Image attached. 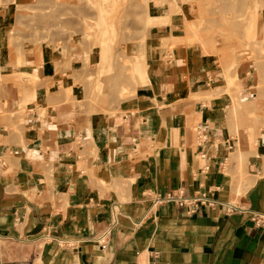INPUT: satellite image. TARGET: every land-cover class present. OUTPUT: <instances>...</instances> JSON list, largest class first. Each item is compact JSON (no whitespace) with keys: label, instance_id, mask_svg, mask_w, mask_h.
Returning <instances> with one entry per match:
<instances>
[{"label":"crops","instance_id":"1","mask_svg":"<svg viewBox=\"0 0 264 264\" xmlns=\"http://www.w3.org/2000/svg\"><path fill=\"white\" fill-rule=\"evenodd\" d=\"M157 31L140 26L125 44L144 83L115 77L107 100H85L72 84L80 58L58 71L48 56L49 76L82 93L69 103L57 88L39 95L44 111L0 119V264H264L252 219L264 215V176L257 167L239 193V128L216 58L168 50Z\"/></svg>","mask_w":264,"mask_h":264},{"label":"rangeland","instance_id":"2","mask_svg":"<svg viewBox=\"0 0 264 264\" xmlns=\"http://www.w3.org/2000/svg\"><path fill=\"white\" fill-rule=\"evenodd\" d=\"M258 1L0 0V35L5 50L0 59V119L14 125L11 120L20 121L25 108L39 105L44 111L40 96L57 88L69 103L82 93L65 88V76H49L48 56L58 71L80 58L83 73L78 78L73 75L72 84H83L85 100L99 98L102 102L112 96L115 77L144 83L147 74L141 60L127 57L125 44L140 26L142 37L150 36L156 28L162 47L185 46L216 58L232 104L229 117L234 119L233 129L239 128L240 193L248 175L257 177V167L264 176V146L257 143L264 129V0ZM151 15L154 17L149 19ZM99 50V57L108 62L105 73L100 69V77L92 66Z\"/></svg>","mask_w":264,"mask_h":264},{"label":"built area","instance_id":"3","mask_svg":"<svg viewBox=\"0 0 264 264\" xmlns=\"http://www.w3.org/2000/svg\"><path fill=\"white\" fill-rule=\"evenodd\" d=\"M165 199L169 200V199H173L177 202V204L179 205H186L187 203V198L183 197V196H172V195H167L165 197ZM196 200V199H195ZM199 200V199H198ZM200 201V200H199ZM253 221L255 224L257 225H264V215H253L252 217ZM110 233V227H107L106 229H104L97 237L96 240L99 242V244L103 245L106 243L107 237Z\"/></svg>","mask_w":264,"mask_h":264},{"label":"bare ground","instance_id":"4","mask_svg":"<svg viewBox=\"0 0 264 264\" xmlns=\"http://www.w3.org/2000/svg\"><path fill=\"white\" fill-rule=\"evenodd\" d=\"M100 1H101V0H100ZM107 1H108V0H107ZM213 1H214V0H213ZM248 1H249V2H252V0H251V1L248 0ZM253 1H255V0H253ZM256 1H258V0H256ZM260 1H261V0H260ZM76 2H77V1H76ZM91 2H92V1H91ZM105 2H106V1H105ZM258 2H259V1H258ZM258 2H256V3H258ZM249 4H250V3H249ZM104 5H105V3H104ZM200 5H201V4H200ZM258 5H259V4H258ZM248 7H249V5H248ZM248 7H247V9H249ZM103 9H104V8H103ZM103 9H102V11H103ZM178 10H179V9H178ZM204 11H206V9H205ZM247 11H248V10H247ZM200 12H201V11H200ZM202 12H203V11H202ZM245 12H246V11H245ZM201 14H202V13H201ZM204 14H205V13H204ZM204 14H203V15H204ZM115 15H116V14H115ZM248 15H249V13H248ZM157 16H158V15H157ZM213 16H214V15H213ZM256 16H257V15H256ZM42 17H44V15H42ZM153 17H154V16H152V15H151V16H148L149 19H151V18H153ZM205 17H206V16H205ZM248 17H249V16H248ZM248 17H247V18H248ZM90 22H91V21H90ZM245 23H246V22H245ZM245 26H246V25H245ZM246 29H247V28H246ZM248 29H249V28H248ZM9 31H11V30H9ZM106 31H108V29H107ZM212 32H213V31H212ZM212 32H211V33H212ZM249 32H250V29H249ZM258 32H259V31H258ZM8 33L10 34V32H8ZM87 33H88V32H87ZM96 33H98V32H96ZM103 33H105V32H103ZM103 33H102V34H103ZM215 33H216V32H215ZM218 33H219V32H218ZM9 34H7V35H9ZM207 34H209V33H207ZM207 34H205V35H207ZM219 34H220V33H219ZM90 35H91V34H90ZM105 35H106V33H105ZM112 36H113V35H112ZM209 37H210V36H209ZM8 38H9V37H8ZM213 39H214V38H213ZM213 39H212V41H214ZM88 40H89V39H88ZM101 40H102V38H101ZM105 40H106V39H105ZM208 40H209V39H208ZM109 41H110V40H109ZM206 41H207V39H206ZM210 41H211V40H210ZM8 42H9V41H8ZM87 42H88V41H87ZM104 43H105V42H104ZM207 43H208V42H207ZM207 43H206V44H207ZM209 44H210V43H209ZM89 45H90V44H89ZM92 45H93V44H92ZM95 45H96V44H95ZM105 45H106V44H105ZM117 45H118V44H117ZM86 46H87V45H86ZM90 46H91V45H90ZM13 48H15V47H13ZM86 48H87V47H86ZM21 49H22V48H21ZM210 49H211V48H210ZM217 49H219V48H217ZM220 49H221V48H220ZM86 50H87V49H86ZM15 51H16V50H15ZM18 51H19V50H18ZM20 51H21V50H20ZM74 51H75V50H74ZM99 51H100V50H99ZM215 52H216V51H215ZM220 52H221V50H220ZM220 52H219V53H220ZM20 53H22V52H20ZM16 54H17V53H16ZM19 55H20V54H19ZM19 55H18V56H19ZM21 55H22V54H21ZM83 57H85V56L83 55ZM116 57H117V56H116ZM220 57H221V56H220ZM86 59H87V58H86ZM118 59H119V58H118ZM82 60H83V59H82ZM86 63H87V62H86ZM86 63H85V64H86ZM113 64H114V63H113ZM83 66H84V64H83ZM115 66H116V65H115ZM69 67H70V66H69ZM85 67H86V66H85ZM261 67H262V66H261ZM79 69H80V68H79ZM88 69H89V68H87V70H88ZM80 70H81V69H80ZM84 70H85V69H84ZM94 70H95V69H94ZM260 70H262V69H260ZM71 71H72V70H71ZM74 71H75V70H74ZM96 71H97V70H96ZM72 73H73V72H72ZM75 73H76V72H75ZM80 73H81V72H80ZM89 73H90V72H89ZM76 74H78V73H76ZM81 75H82V74H81ZM85 75H86V74H85ZM87 75H88V74H87ZM75 76H76V75H75ZM118 76H119V75H118ZM99 77H100V76H99ZM72 78H73V77H72ZM75 78H76V77H75ZM83 79H85L84 76H83ZM96 84H97V83H96ZM99 84H100V83H99ZM120 85H121V84H120ZM112 86H113V85H112ZM124 88H125V87H124ZM125 89H126V88H125ZM125 89H124V90H125ZM120 90H121V89H120ZM126 91H127V90H126ZM123 92H124V91H123ZM5 94H6V93H5ZM52 97H53V96H52ZM98 99H99V98H98ZM105 100H107V99L105 98ZM109 100H110V99H109ZM112 101H113V100H112ZM9 102H10V101H9ZM11 102H12V101H11ZM56 102H57V101H56ZM114 102H115V101H114ZM114 102H113V103H114ZM105 103H106V102H105ZM12 104H13V103H12ZM102 105H103V104H102ZM11 107H12V106H11ZM110 109H111V108H110ZM118 110H119V109H118ZM77 126H78V125H77ZM240 140H241V139H240ZM241 143H242V142H241ZM241 145H242V144H241ZM84 149H85V148H84ZM64 154H65V153H64ZM254 180H255V178H254V179L251 178V181H252V182H254ZM252 182H251V183H252ZM69 184H70V183H69Z\"/></svg>","mask_w":264,"mask_h":264}]
</instances>
